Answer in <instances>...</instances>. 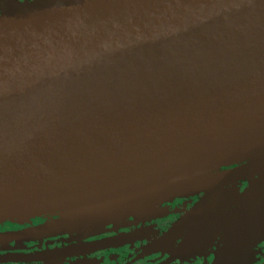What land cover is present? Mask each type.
<instances>
[{"label": "water", "instance_id": "1", "mask_svg": "<svg viewBox=\"0 0 264 264\" xmlns=\"http://www.w3.org/2000/svg\"><path fill=\"white\" fill-rule=\"evenodd\" d=\"M253 177L224 264L264 238V0H0V222L91 235ZM232 194L167 237L204 244Z\"/></svg>", "mask_w": 264, "mask_h": 264}, {"label": "flooded vegetation", "instance_id": "2", "mask_svg": "<svg viewBox=\"0 0 264 264\" xmlns=\"http://www.w3.org/2000/svg\"><path fill=\"white\" fill-rule=\"evenodd\" d=\"M233 167H224L222 171ZM255 177L176 196L160 204L155 217H130L124 223L109 224L91 235L26 233L56 216L0 222V264H224L223 251L239 235L237 231L224 239L229 225L223 229L227 214L235 209L238 195L249 189ZM223 189L233 194L214 236L193 250L182 251L192 216L179 233L169 237L167 234L203 197ZM117 236L121 237L114 239ZM250 252L252 256L245 262L235 260L230 264H264V238L256 241Z\"/></svg>", "mask_w": 264, "mask_h": 264}, {"label": "rangeland", "instance_id": "3", "mask_svg": "<svg viewBox=\"0 0 264 264\" xmlns=\"http://www.w3.org/2000/svg\"><path fill=\"white\" fill-rule=\"evenodd\" d=\"M245 192H246V190L244 191V192H242V193H240V195H238V204L236 205V207H235V209L234 210H231V211H229L228 212V220L226 221V224H225V226H224V228L223 229H225V227H227V225L229 224V222L231 221V219L233 218V216L238 212V210H239V208H240V205H241V201H242V199H243V197H244V195H245ZM222 229V230H223Z\"/></svg>", "mask_w": 264, "mask_h": 264}]
</instances>
